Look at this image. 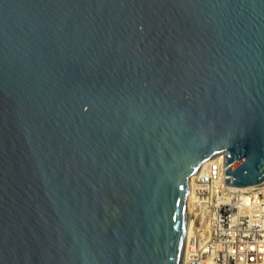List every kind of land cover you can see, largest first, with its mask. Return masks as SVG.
<instances>
[{
	"label": "water",
	"instance_id": "water-1",
	"mask_svg": "<svg viewBox=\"0 0 264 264\" xmlns=\"http://www.w3.org/2000/svg\"><path fill=\"white\" fill-rule=\"evenodd\" d=\"M221 155L264 183V0H0V264H185Z\"/></svg>",
	"mask_w": 264,
	"mask_h": 264
},
{
	"label": "built area",
	"instance_id": "built-area-1",
	"mask_svg": "<svg viewBox=\"0 0 264 264\" xmlns=\"http://www.w3.org/2000/svg\"><path fill=\"white\" fill-rule=\"evenodd\" d=\"M224 156L191 177L185 264H264V183H225Z\"/></svg>",
	"mask_w": 264,
	"mask_h": 264
},
{
	"label": "bare ground",
	"instance_id": "bare-ground-1",
	"mask_svg": "<svg viewBox=\"0 0 264 264\" xmlns=\"http://www.w3.org/2000/svg\"><path fill=\"white\" fill-rule=\"evenodd\" d=\"M253 187H251V188H245V189H242V191H246V190H250V189H252Z\"/></svg>",
	"mask_w": 264,
	"mask_h": 264
}]
</instances>
